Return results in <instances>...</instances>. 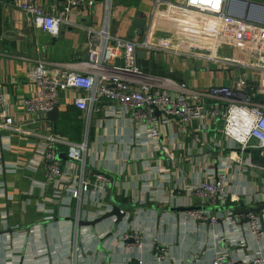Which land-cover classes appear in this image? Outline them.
I'll list each match as a JSON object with an SVG mask.
<instances>
[{
	"label": "built area",
	"instance_id": "built-area-1",
	"mask_svg": "<svg viewBox=\"0 0 264 264\" xmlns=\"http://www.w3.org/2000/svg\"><path fill=\"white\" fill-rule=\"evenodd\" d=\"M103 2V28L86 29L89 36L87 60L79 63L83 70H73L67 64L50 69L42 61L36 62V67L30 70V83L36 90L22 102L25 122L15 125L14 119L8 117V102L0 89V149L3 150L7 140H10V137L2 136L4 132L28 138L33 148V155L28 162L0 168V174L2 171L16 173L21 169L41 175L39 180L31 181L32 191L29 195L34 196L39 189L42 201L54 204L53 208L45 204L37 207L38 212L46 216L44 222L62 219L64 216L59 213L60 209L73 207L75 213L72 217V230L68 235H61L54 249L55 255L60 256L65 245H70L67 261L78 264L79 255L92 245L106 241L113 230L111 228L100 234L94 233L91 227H97L108 220L114 223L129 220L127 211L123 209H119L120 217H107L114 208L113 203H107L106 193L115 180L100 170L102 163L109 161V155L103 146L91 142L94 117H130L136 123L135 140L128 147L148 151L149 157L141 159L142 169L152 178L147 190L151 194L155 187L161 189L163 194L158 200L168 207L175 197L167 194V187L176 175L166 167L164 159L157 158L158 154H164L174 159L170 149L162 144L167 126L173 124L179 131L192 135L194 127L198 131V127L204 129L209 121H219L223 124L220 133L230 142V146L218 141L210 149L212 152L217 149L215 160L193 161L191 171L199 174V180L191 181L184 187L190 198L221 208L222 217L210 216L196 205L185 209L181 207L178 211L184 213L186 222L193 220L218 225L221 221V226L226 227L223 233L214 238L212 245L217 246V250L210 264H264L263 249L252 251L247 240V236L251 235L259 244L264 241L259 214L250 212L240 216L231 208L235 202L241 203L238 207L240 209L252 205L254 201H257L255 206L264 204V195H260V200L249 198L248 205H245L240 194L229 190L232 183L229 170L233 164L239 166V174L243 167L264 172V104L255 102L257 95L264 93V67L260 69L263 78L255 89H250L243 81L235 80L230 85H214L198 90L185 82L179 83L171 78L149 74L139 65L141 52L173 54L218 63L220 59L215 56L214 50L219 48L218 41L223 36L236 39L241 48L263 51L264 4L248 0H185V8L201 16L186 28L204 34L206 38L211 36L214 46L210 54L201 53L200 50L192 54L182 47L173 49L168 41L154 42L151 24L141 41L114 36L111 33L114 0ZM162 2L156 0V6ZM71 5L91 10L95 7V0H72ZM20 8L30 17L31 26L41 28L53 36L59 34L64 19L46 12L38 0H25ZM239 66L249 67L245 64ZM69 91L77 93L69 101V106L84 115V136L80 143L58 135L53 124L46 121L45 115H41L60 108L62 94ZM198 144H201V140L196 138L194 145ZM254 155H258V158ZM2 194L9 198L4 191ZM147 202L148 199L143 198L132 208L146 206ZM27 203L31 205L30 200ZM262 213L264 219V210ZM0 219L6 221L7 214L1 213ZM244 220L248 222L242 223ZM181 221L179 218V224ZM42 234L40 224L31 225L16 237L6 234L4 250L7 264H13L15 255L24 250L25 245H34V264H45L47 257L52 261L50 247L41 242ZM141 240V233L138 232L126 231L121 236L122 242L134 243L138 248L142 246ZM153 252L159 264L168 257V249L163 245L154 244ZM24 261L23 257L20 264H25ZM130 264L143 262L137 260Z\"/></svg>",
	"mask_w": 264,
	"mask_h": 264
},
{
	"label": "crops",
	"instance_id": "crops-1",
	"mask_svg": "<svg viewBox=\"0 0 264 264\" xmlns=\"http://www.w3.org/2000/svg\"><path fill=\"white\" fill-rule=\"evenodd\" d=\"M38 1L46 12L64 19L57 36L30 25V17L20 8L25 0H0V89L8 102L7 115L14 119L15 125L26 121L22 102L35 93L29 72L36 67V62L42 61L50 69L67 64L73 70H83L79 63L87 60L89 36L86 29L101 30L104 26L103 0H95V7L91 10L83 6L72 7V0ZM163 1L156 6V0H114L111 33L116 37L141 41L151 24L154 42L168 41L173 49L182 47L192 54L199 50L210 54L214 48L211 36L206 38L204 34L186 28L201 16L189 12L184 6L185 0ZM248 1L264 4V0ZM142 16L146 20L144 30L136 27L137 20ZM218 43L219 48L214 50L215 56L220 59L218 63L173 54L146 53V57H140L139 65L149 74L171 78L179 83L185 82L198 90L214 85H230L235 80L243 81L250 89H255L263 78L260 69L264 67V50L241 48L237 40L229 36H223ZM242 64L249 67H240ZM76 96L75 91L62 94L60 121L65 122L61 126L59 123L55 132L70 141L80 143L84 136V115L69 106V101ZM255 102L264 104V93L257 95ZM72 115L75 118L70 121L69 117ZM222 125L219 121H209L204 129L198 127L197 131L194 127L192 135L179 131L173 124L167 126L162 144L170 149L174 159L164 154H158L157 158L164 159L166 167L176 175L167 187V194L175 197L168 207L158 200L163 194L161 189L155 187L151 194L147 190L152 178L142 169L141 159L149 157L148 151L128 147L135 140L136 123L130 117H94L91 142L103 146L109 155V161H104L100 170L115 180L106 193L107 203H113L119 209L127 211L129 220H119L118 223L108 220L97 227H91L94 233L100 234L111 228L113 230L106 241L92 245L79 255L78 264H130L137 260H142L143 264H159L154 258V244L168 249V257L162 264H210L217 250V246L212 245L214 238L223 233L226 227L221 226V221L218 225L193 220L186 222L184 213L179 212L178 208L196 205L210 216L222 217L221 208L190 198L184 187L191 181L199 180V174L191 171L193 161L215 160L217 149L214 152L210 149L218 141L230 146V142L220 133ZM79 133L80 139L76 137ZM2 136L10 137V140H7L3 150L0 149V168L26 163L31 159L33 148L28 138L9 132L2 133ZM196 138L201 140V144L197 146L194 145ZM237 169L239 166L233 164V168L229 170V178L232 180L230 192L240 194L245 205H248L251 197L260 200V195H264V172L243 167L239 174ZM37 178L39 180L41 175L21 169L16 173L2 171L0 174V214H7L6 221L0 219V264H7L5 235L16 237L34 224L42 226L41 242L51 250L52 261L47 257L45 264L71 262L67 261L66 256L67 251H71L70 245H65L60 256L55 255L54 247L59 243L61 235H68L72 230L75 210L72 206L70 209L61 208L59 213L64 216L62 219L44 222L46 216L38 212L37 207L45 204L46 207L53 208L54 204L43 202L40 196L42 192L37 188L34 196L29 195L32 191L31 181ZM3 191L9 198L2 194ZM143 198L148 199L146 206L132 208ZM27 200H30L31 205ZM255 202L257 201L249 206H255ZM240 204L235 202L230 206L234 211L236 208L240 209ZM82 213L86 215L85 212ZM178 217L182 219L180 224ZM126 231L141 233V248L133 245L134 243L121 241V236ZM247 240L252 251H264V241L259 244L251 235L247 236ZM33 246L25 245L24 250L15 255L13 264H20L23 257L25 264H34Z\"/></svg>",
	"mask_w": 264,
	"mask_h": 264
},
{
	"label": "water",
	"instance_id": "water-1",
	"mask_svg": "<svg viewBox=\"0 0 264 264\" xmlns=\"http://www.w3.org/2000/svg\"><path fill=\"white\" fill-rule=\"evenodd\" d=\"M62 2H64L65 0H60ZM98 1V0H97ZM145 25H146V20L145 18L142 16L140 19L137 20L136 22V27L140 30H144L145 29ZM140 57H146V52L143 53H139ZM124 64V62L122 61V65ZM60 108H55L54 110L47 112V113H43L41 115H45L46 117V121H49L53 124L54 129L57 128L58 125V121L60 119ZM113 206V212L108 215L107 217H111L113 215L120 217V210L117 206ZM264 210V204H257L255 207H250V208H242V209H235V213L236 214H243V215H247L250 212H256L259 214L260 220H261V225H262V231L264 233V219H263V213L262 211ZM248 220H244L242 223H247Z\"/></svg>",
	"mask_w": 264,
	"mask_h": 264
},
{
	"label": "trees",
	"instance_id": "trees-1",
	"mask_svg": "<svg viewBox=\"0 0 264 264\" xmlns=\"http://www.w3.org/2000/svg\"><path fill=\"white\" fill-rule=\"evenodd\" d=\"M72 108H74V107H72ZM75 109V108H74ZM75 111H77V112H79L80 113V111H78L77 109H75ZM73 118H75V117H73V115H72V117L70 116L69 117V119H70V121H71V119H73ZM65 122V121H64ZM64 122H62V120L60 121V119H59V121H58V124L61 126V123H64ZM72 124H74L73 122H71ZM80 135H81V133H79L76 137L78 138V139H80L81 137H80ZM254 157L257 159L258 158V155H254Z\"/></svg>",
	"mask_w": 264,
	"mask_h": 264
}]
</instances>
